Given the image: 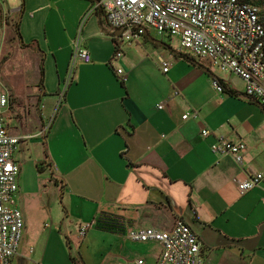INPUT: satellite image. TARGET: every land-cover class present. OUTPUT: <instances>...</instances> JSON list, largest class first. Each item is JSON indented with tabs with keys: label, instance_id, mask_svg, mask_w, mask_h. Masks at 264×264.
<instances>
[{
	"label": "crops",
	"instance_id": "crops-1",
	"mask_svg": "<svg viewBox=\"0 0 264 264\" xmlns=\"http://www.w3.org/2000/svg\"><path fill=\"white\" fill-rule=\"evenodd\" d=\"M93 3L21 0L18 7L7 9L20 22V34L15 23L9 24L19 52L30 56L23 64L36 61L40 69L43 58L45 68V87L33 92L34 110L11 128L34 137L48 127L41 136L49 157L39 163L22 150L17 159L26 229L27 213L36 209L33 196L41 192L46 171L67 205L60 224L48 227L43 219L34 223L30 258L40 264H74L78 221L89 225L87 234L107 243L97 264H136L138 259L155 264L161 244L133 242L128 230H168L183 219L202 242L204 264H264V180L246 193L235 181L264 174V106L246 96L245 82L238 83L232 73L213 71L208 60L173 57L164 72L158 60L168 59L160 44L151 49L140 40L129 42L137 44V55L124 51L114 60V35L101 23L103 13L91 12ZM76 40L90 51L92 61L76 63L75 79L62 99L60 89ZM118 67L128 76L126 82ZM215 77L233 93L216 90ZM7 91L11 104L13 96ZM160 103L163 108H158ZM194 111L197 117L184 118ZM204 128L211 134L203 136ZM221 135L246 143L242 164L212 150ZM102 215L114 218L110 230L97 227ZM154 243L161 246L155 257L149 249Z\"/></svg>",
	"mask_w": 264,
	"mask_h": 264
},
{
	"label": "built area",
	"instance_id": "built-area-1",
	"mask_svg": "<svg viewBox=\"0 0 264 264\" xmlns=\"http://www.w3.org/2000/svg\"><path fill=\"white\" fill-rule=\"evenodd\" d=\"M2 3L0 0V7ZM95 10L103 13L107 28L114 35V60L124 56L125 44L144 38L151 26L160 35L170 36L172 42L178 41L194 58L208 60L212 67L239 76L245 82L246 96L264 106V26L257 5L242 0H94L91 12ZM78 61L89 63L92 55L76 40L67 77L60 89L62 99L75 79ZM159 63L168 72L170 63L163 57ZM116 71L123 82L128 80L122 67ZM213 86L219 92L224 91L215 78ZM9 105L8 93L0 90V264H14L22 240L25 216L19 204L20 164L15 153L23 140L33 137L12 132L4 117ZM163 107L164 103L158 104V108ZM197 116L198 112L194 111L184 118ZM201 133L206 137L211 130L204 128ZM246 149L245 142L223 135L212 145L215 153L230 155L240 164ZM263 180L264 174L260 172L235 181L239 190L246 193L261 186ZM88 228L89 225L81 227L80 234L85 235ZM127 238L133 242L160 243L162 252L155 264H204L202 242L183 219H178L168 230L153 226L132 228ZM136 264L150 263L138 259Z\"/></svg>",
	"mask_w": 264,
	"mask_h": 264
},
{
	"label": "rangeland",
	"instance_id": "rangeland-1",
	"mask_svg": "<svg viewBox=\"0 0 264 264\" xmlns=\"http://www.w3.org/2000/svg\"><path fill=\"white\" fill-rule=\"evenodd\" d=\"M20 3L21 0H3L0 7V90L5 92H8L7 90H9L10 95L13 96L8 111H5L4 113L6 124L10 128H13L16 123L18 124L16 119H23V116L27 117L28 111L30 112L34 110L32 104L35 103L37 98L34 97L33 92H39L38 83L40 81L39 63L36 61L30 63V61L26 66L23 64L25 62V57L29 60L30 56H24L22 52H19L14 26H9L10 23H15L17 15L10 16L7 9L16 8ZM148 31L154 38L164 41L171 47H161V52L166 56L169 63L173 57L182 58L185 57V55L193 57L178 41L172 42L170 36L160 35L157 30L151 26H148ZM140 43L141 46H147L151 49L153 48V44L148 41L146 42L145 39H141ZM135 49H137L136 43H127L124 47V51L127 55H137ZM174 52L183 55H176ZM209 67L217 73H225L217 67H211L210 65ZM233 76L238 83H244L239 76L235 74H233ZM48 121L49 117L45 118L46 124ZM35 137L41 138L34 140L33 138ZM33 138H29L24 144H20L19 149L15 153V157L18 160H21L22 158V150L27 153V158L31 155L33 159L39 163L45 159L43 137L39 135L34 136ZM50 177L51 173H49V171H46L41 175V192L35 194L32 201L36 209L27 213V228L29 230L24 227L18 251L22 256L20 258L15 257L14 264H21L20 261L24 262V264H40L36 258H30L29 252V242L32 237L31 234L33 232L34 223L38 224L39 219H43L42 225L47 223L48 227H54L56 223L60 224L61 221L66 219L65 209L67 208V205L62 199L60 188L51 182ZM22 199H24V196ZM75 222H77L76 226L78 227V232H80V226H83L84 224H78V221ZM73 229L76 231L75 226ZM74 242L72 254L83 264H97V261L100 259L99 254L102 252L104 253L107 249V243H104L100 237H94L87 233L85 235L78 233ZM149 249L153 253V257L161 252V246L156 243L152 244ZM108 262L109 261H105L104 264H108Z\"/></svg>",
	"mask_w": 264,
	"mask_h": 264
},
{
	"label": "trees",
	"instance_id": "trees-1",
	"mask_svg": "<svg viewBox=\"0 0 264 264\" xmlns=\"http://www.w3.org/2000/svg\"><path fill=\"white\" fill-rule=\"evenodd\" d=\"M242 1H245V2H248V3H252L254 5H257L259 8H260V13H259V16H260V21L261 23L263 24L264 26V0H242ZM101 19V23L102 25H105L106 22H105V19L103 18V16L100 18ZM19 21H16L15 22V27H16V30L18 31V33L20 34L19 32ZM145 40L148 41V42H151L148 38V36H145ZM153 45H155L156 47H159L160 45L159 44H156V43H153L151 42ZM177 53V52H176ZM177 55H183L181 53H177ZM186 58H190L188 56L185 55ZM193 60V59H191ZM195 62V60H193ZM215 79H217L219 81V83L223 86V90L224 92L225 91H228L230 93H233L231 90L228 89V85L219 77H215ZM39 83H38V86L41 90L44 89V80H45V68H44V59L42 58L41 60V64H40V79H39ZM45 144L46 141H44ZM46 157H49V154L48 152L46 151ZM46 164L48 166H51L52 164L46 160ZM39 169H41V165H39ZM62 195V199H63V192L61 193ZM66 208V207H65ZM67 210V209H65ZM106 215H102L100 218L97 219L96 221V225L99 229H103V230H110L114 224V218L112 217H105ZM108 218V219H107ZM71 259L73 261L74 264H83L81 263L80 261L77 260L76 257L74 256H71Z\"/></svg>",
	"mask_w": 264,
	"mask_h": 264
},
{
	"label": "water",
	"instance_id": "water-1",
	"mask_svg": "<svg viewBox=\"0 0 264 264\" xmlns=\"http://www.w3.org/2000/svg\"><path fill=\"white\" fill-rule=\"evenodd\" d=\"M121 33V30H118L117 31V34H120ZM146 36H148L149 40H151L152 42L156 43V44H160L162 46H165L167 48H171L167 43H165L164 41L162 40H159L157 38H154L148 31H146Z\"/></svg>",
	"mask_w": 264,
	"mask_h": 264
}]
</instances>
